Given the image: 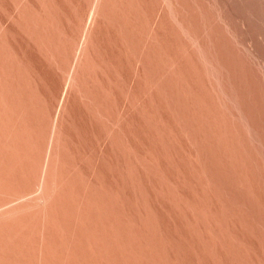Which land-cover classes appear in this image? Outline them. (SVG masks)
Segmentation results:
<instances>
[{"label": "bare ground", "instance_id": "1", "mask_svg": "<svg viewBox=\"0 0 264 264\" xmlns=\"http://www.w3.org/2000/svg\"><path fill=\"white\" fill-rule=\"evenodd\" d=\"M0 264H264V0H0Z\"/></svg>", "mask_w": 264, "mask_h": 264}]
</instances>
